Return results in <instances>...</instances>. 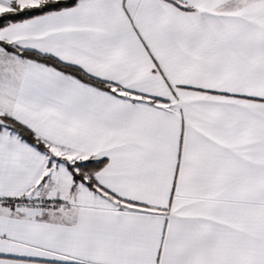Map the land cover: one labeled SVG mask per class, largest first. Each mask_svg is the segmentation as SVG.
Returning a JSON list of instances; mask_svg holds the SVG:
<instances>
[{
    "label": "snow or ice",
    "instance_id": "1",
    "mask_svg": "<svg viewBox=\"0 0 264 264\" xmlns=\"http://www.w3.org/2000/svg\"><path fill=\"white\" fill-rule=\"evenodd\" d=\"M0 264H264V0H0Z\"/></svg>",
    "mask_w": 264,
    "mask_h": 264
}]
</instances>
